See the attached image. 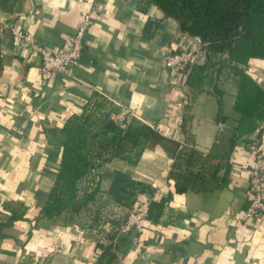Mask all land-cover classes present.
<instances>
[{"label": "crops", "instance_id": "crops-1", "mask_svg": "<svg viewBox=\"0 0 264 264\" xmlns=\"http://www.w3.org/2000/svg\"><path fill=\"white\" fill-rule=\"evenodd\" d=\"M88 12L91 26L79 63L45 85L39 56L0 31V215L9 214L5 205L25 208L22 220L0 231V264H96L108 243L102 239L114 234V215L123 211L115 195L126 180L152 186L166 206L159 221L146 220L125 237L112 264H264V218L237 219L248 206L251 147L264 152V121L246 142L236 143L227 186L176 194L168 177L181 147L193 142L203 154L214 145L224 148L238 118L231 82L221 85L220 97L199 93L185 112L186 74L168 71L164 61L186 48L191 37L173 19L142 0H9L0 3V27L17 22L39 44L64 49ZM247 72L264 87V60L251 59ZM93 93L112 102L104 113L128 108L135 119L159 130L160 140L135 166L120 159L105 164L100 196L87 212L70 222L42 218L61 153L47 144L44 130L80 114ZM187 115L183 134L180 122Z\"/></svg>", "mask_w": 264, "mask_h": 264}, {"label": "trees", "instance_id": "trees-1", "mask_svg": "<svg viewBox=\"0 0 264 264\" xmlns=\"http://www.w3.org/2000/svg\"><path fill=\"white\" fill-rule=\"evenodd\" d=\"M143 1L173 19L182 33L202 41L203 62L185 72L190 92L185 112L199 93L211 91L220 97L222 84L231 82L235 86L233 108L238 118L226 137V146L214 145L210 152L203 154L191 142L180 148L168 172L176 194L220 190L228 184L229 162L236 143L246 142L264 121V87L247 72L251 59L264 60V0ZM7 2L0 0L3 5ZM148 27L149 24L144 29ZM106 106L111 107L112 102L93 93L80 114L71 116L59 128L44 130L47 144L60 147L61 153L55 178L42 202V218L64 217L65 222H70L87 212L100 196V169L105 164L120 159L135 166L142 152L160 140L159 130L131 116L123 125L113 122L109 113L103 112ZM189 119L187 115L180 122L183 134H188ZM154 193L150 185L126 180L115 200L130 209L138 194L148 196L151 200L147 220L157 222L166 198H155ZM5 211L9 214L0 215V231L22 220L25 208L5 205ZM126 238L113 244L115 235L109 234L110 243L103 248L96 264H112L116 253L125 246Z\"/></svg>", "mask_w": 264, "mask_h": 264}, {"label": "built area", "instance_id": "built-area-1", "mask_svg": "<svg viewBox=\"0 0 264 264\" xmlns=\"http://www.w3.org/2000/svg\"><path fill=\"white\" fill-rule=\"evenodd\" d=\"M91 20V14L88 12L82 18L75 35L69 40L68 47L64 49L39 44L17 22L2 23L0 31H7L25 49L39 56V79L41 84L45 85L52 79L54 74L66 72L79 63L83 48V37L91 26ZM203 60L202 41L199 37L194 36L191 37V42L189 41L186 48L168 53L164 62L168 71L185 73L188 68L202 63ZM184 102L180 104V110L183 109ZM129 116L135 118L128 108L122 107L119 112L110 113L109 119L118 125H123L122 123ZM251 148L255 151V156L249 171L248 206L237 218L241 223L264 218V152L255 147ZM150 200L148 196L138 194L130 209L123 207L121 216L120 214L114 215L118 221L113 225V235H115L113 244L143 225L148 218ZM105 239H102V241L108 242L106 244L108 245L110 242Z\"/></svg>", "mask_w": 264, "mask_h": 264}]
</instances>
